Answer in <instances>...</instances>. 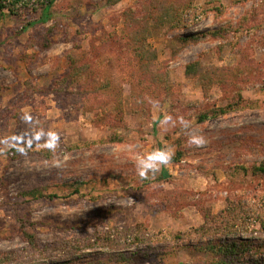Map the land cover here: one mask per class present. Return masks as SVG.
Wrapping results in <instances>:
<instances>
[{"label": "rangeland", "instance_id": "rangeland-1", "mask_svg": "<svg viewBox=\"0 0 264 264\" xmlns=\"http://www.w3.org/2000/svg\"><path fill=\"white\" fill-rule=\"evenodd\" d=\"M262 162L264 0L0 11V264H264Z\"/></svg>", "mask_w": 264, "mask_h": 264}, {"label": "trees", "instance_id": "trees-1", "mask_svg": "<svg viewBox=\"0 0 264 264\" xmlns=\"http://www.w3.org/2000/svg\"><path fill=\"white\" fill-rule=\"evenodd\" d=\"M7 1L9 0H0V11H4L5 9H9L11 10V5L13 3L17 4L20 0H11L10 3H8ZM123 0H109V4L111 5H115V4H118L120 2H122ZM53 2H50L49 5L45 6V9H44V14H43V18H41L43 20V22H47L48 20V15H49V11H50V8L52 6ZM148 10H150L151 6H147ZM173 11H171V9H169V11H166L165 14L163 16H161L158 20L161 22V23H168V24H173L174 26V23H172L173 21ZM132 18H129L127 17V26L129 28H132V27H136L139 25V21L138 20H134L132 22ZM146 21L148 20V18L144 17L143 18V21ZM142 21V22H143ZM179 21V19H178ZM177 21V22H178ZM177 24V23H176ZM145 33H148L149 32V27L146 26L145 29L143 30ZM146 34H144L145 36ZM129 37L131 38L132 42L134 43V47L136 48V50L139 52V55L138 57L141 59V60H145L147 58V53L143 50L144 48L142 46L139 45V40H140V35L139 34H136L132 31H130V35ZM196 38V37H194ZM139 41V42H138ZM138 44V45H137ZM186 74L188 77H195L197 76V69H196V65H190L187 70H186ZM204 82V80H203ZM252 172H253V175L255 176H258V177H264V162H262L261 164L259 165H256L253 169H252ZM30 239L32 238L31 236L29 237ZM31 244L33 246H35V244L33 243V241H31ZM246 246V245H245Z\"/></svg>", "mask_w": 264, "mask_h": 264}, {"label": "clouds", "instance_id": "clouds-1", "mask_svg": "<svg viewBox=\"0 0 264 264\" xmlns=\"http://www.w3.org/2000/svg\"><path fill=\"white\" fill-rule=\"evenodd\" d=\"M170 158L171 157L168 153H163V154H161L160 163H167ZM151 159L152 158L149 157V160H151ZM149 166L152 167V171L154 174H155V172L159 171V167L156 164L149 165V164L145 163L144 161H141V167L147 169ZM141 175H144L143 171L141 172Z\"/></svg>", "mask_w": 264, "mask_h": 264}]
</instances>
